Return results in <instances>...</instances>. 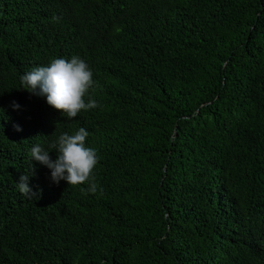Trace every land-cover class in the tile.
Returning a JSON list of instances; mask_svg holds the SVG:
<instances>
[{
	"label": "trees",
	"instance_id": "trees-1",
	"mask_svg": "<svg viewBox=\"0 0 264 264\" xmlns=\"http://www.w3.org/2000/svg\"><path fill=\"white\" fill-rule=\"evenodd\" d=\"M75 55L68 118L20 77ZM81 127L94 194L30 156ZM0 264H264V0H0Z\"/></svg>",
	"mask_w": 264,
	"mask_h": 264
},
{
	"label": "clouds",
	"instance_id": "clouds-1",
	"mask_svg": "<svg viewBox=\"0 0 264 264\" xmlns=\"http://www.w3.org/2000/svg\"><path fill=\"white\" fill-rule=\"evenodd\" d=\"M20 80L23 89L33 95L45 97L49 106L68 118H75L81 110L98 106L91 96L88 97L87 103L85 102V96L95 82L88 64L78 55L72 56L70 60L53 59L47 66H38L23 74ZM12 106L20 108L15 101ZM14 127L16 131L22 130L18 125ZM88 135L89 132L81 127L75 134H61L49 145V150L37 143L30 150L31 159L50 169L52 182L59 184L64 180L68 185L89 182L87 191L94 194L97 185L90 182V177L98 162V156L94 149L85 146ZM53 150L56 152L54 160L50 156ZM29 177L27 174L21 175L17 187L25 197H38L29 187Z\"/></svg>",
	"mask_w": 264,
	"mask_h": 264
}]
</instances>
